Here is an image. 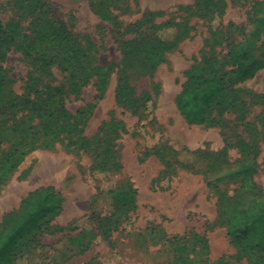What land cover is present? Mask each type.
Wrapping results in <instances>:
<instances>
[{
	"label": "rangeland",
	"instance_id": "obj_1",
	"mask_svg": "<svg viewBox=\"0 0 264 264\" xmlns=\"http://www.w3.org/2000/svg\"><path fill=\"white\" fill-rule=\"evenodd\" d=\"M263 1L0 0L1 19L18 32L2 62L8 88L22 94L28 74L63 86L92 138L86 149L35 148L0 182V220L39 186L62 203L25 236L31 246L15 264H250L225 234L219 197L264 188V23L248 36ZM235 44L262 67L228 88L225 110L188 123L175 104L185 71ZM41 52L69 69L35 70ZM91 66L106 71L103 89L92 71L73 89Z\"/></svg>",
	"mask_w": 264,
	"mask_h": 264
},
{
	"label": "trees",
	"instance_id": "obj_2",
	"mask_svg": "<svg viewBox=\"0 0 264 264\" xmlns=\"http://www.w3.org/2000/svg\"><path fill=\"white\" fill-rule=\"evenodd\" d=\"M259 11L264 12V1ZM99 13L102 18L109 17L102 9ZM263 23V15L256 18L255 27L248 36L258 37ZM16 34L17 30L8 27L0 17V143L9 144L0 153V182L18 165L22 157L35 148H50L61 143L67 147L86 149L92 143V138L84 135V109L71 113L66 108L63 86L43 83L28 74L22 94L18 95L8 88L9 80L3 74L2 62L6 60V53ZM241 47V44H235L227 48L220 60L214 54V57L206 58L203 63L192 64L185 71L186 78L175 97V104L188 123H204L225 110L230 103L228 96L232 92L228 88L252 77L262 67V60L245 54ZM23 53L30 55L27 51ZM77 53L80 54L79 49ZM32 65L35 70L43 72L52 66L61 70L69 69V65L62 64L56 55L42 52L36 54ZM226 65H230V68H226ZM91 71L97 76L94 85L101 91L106 84V71L92 66L89 73L70 83L73 89L86 84ZM139 106L135 105V108L139 109ZM250 193L245 190L234 196L219 197L226 223L225 234L231 243L252 254L250 264L264 263V188ZM110 194L111 198H120L122 202L133 200L129 191ZM249 196L252 202L248 204L246 199ZM61 209L58 192L48 185L27 192L15 209L3 213L0 220V264H15L17 250L29 249L31 246L32 241L25 236L39 231L41 225L59 214ZM183 237L174 236L173 239ZM199 242L204 246L203 241ZM183 264L192 262L187 260Z\"/></svg>",
	"mask_w": 264,
	"mask_h": 264
}]
</instances>
